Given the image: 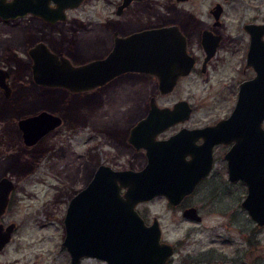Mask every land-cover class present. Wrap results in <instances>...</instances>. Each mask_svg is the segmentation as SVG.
Returning a JSON list of instances; mask_svg holds the SVG:
<instances>
[{
  "label": "flooded vegetation",
  "instance_id": "af4514ba",
  "mask_svg": "<svg viewBox=\"0 0 264 264\" xmlns=\"http://www.w3.org/2000/svg\"><path fill=\"white\" fill-rule=\"evenodd\" d=\"M28 1L27 6L32 9H24L16 17H0V25L17 31L21 40L16 45L14 37L8 35L0 46V98L7 108L33 106L15 121L18 138L23 144L18 125L21 118L45 111L58 116L60 123L43 133L33 145L24 146L44 157L53 149L50 139L60 128L66 127L68 136L71 135V109L75 101L76 107H83L80 109L85 143L83 159L85 162L92 160L91 166L86 167L90 174L86 184L100 165L137 171L151 156L159 157L160 163L170 166L192 160L199 166L201 163L197 159L209 158L208 173L176 204L169 203L164 196L156 197L164 198L183 218L200 223L203 217L189 197L208 182L212 194L231 197L229 205L227 203L232 209L229 215L236 216L243 211L249 215L244 201L252 180L234 178V172L244 170L245 159H261L263 165L257 170L262 193L264 115L256 105H242L237 111L236 102L241 84L257 74L249 63L248 54L251 44L264 43L263 21L247 18L245 10L227 8L233 0H80L77 4L70 0ZM131 36L132 42L125 41ZM111 54L115 62L133 61L143 67L139 65L119 72L83 91L37 81L41 75L49 77L53 71L66 70L69 64L79 66L102 61ZM188 62L191 64L189 70L183 73ZM160 79L165 82L160 84ZM200 81H206L209 99L214 98L213 103L207 105L214 115L202 122L196 118L198 105L190 98L199 93ZM123 95H128L132 103L129 122L108 127L107 136H104V129H92L88 118L94 111L104 108L108 102L105 97ZM141 95L143 105L136 109L135 100ZM180 101L186 104L170 115L169 110ZM0 137L8 145L14 143L9 133H2ZM116 139H121L124 148L136 156L131 163L128 160L127 164H118L116 153L109 154L104 149V144ZM255 172L252 170L251 174ZM2 177L9 178L13 187L0 213V239L11 225L9 241L0 253L5 252L19 229V223L8 217L10 208L19 202L15 197L16 184L6 172L0 173V179ZM82 188L69 197L66 209ZM145 202L137 203L135 209L145 223L150 224L157 217L152 216L151 221H147L138 210V205ZM187 208H195L200 218L184 217L182 212ZM254 223L257 225L256 221ZM160 240L167 242L162 236Z\"/></svg>",
  "mask_w": 264,
  "mask_h": 264
},
{
  "label": "rangeland",
  "instance_id": "374dc122",
  "mask_svg": "<svg viewBox=\"0 0 264 264\" xmlns=\"http://www.w3.org/2000/svg\"><path fill=\"white\" fill-rule=\"evenodd\" d=\"M227 8L245 10L247 18L264 22V0H233ZM8 35L14 37L15 44L21 43L17 31L0 25V46ZM205 82L200 81L199 93L190 96L198 105L199 122L208 121L214 115L207 107L214 98L209 99ZM105 98L108 102L104 108L94 111L88 121L92 129H104L107 136L108 127L129 122L132 103L128 95ZM143 98L142 95L136 98V109L143 105ZM32 108V104L7 108L0 98V135L9 133L14 142L8 145L0 137V173L6 172L14 181L15 197L19 199L8 213L9 219L19 223V229L5 252L0 253V264H70L69 254L61 244L63 217L69 197L88 181L90 174L86 167L92 164V160L85 162L82 155L85 143L80 109L83 107H76L73 102L71 135L68 136L66 127L60 128L50 139L53 149L44 157L20 142L15 127V121ZM103 141L106 142V138ZM103 147L109 154L116 153L118 164H127L128 160L131 163L136 157L124 148L121 139ZM210 185L205 182L189 197L203 217L200 223L183 218L181 212L162 197L138 205L147 221H151L152 216L157 217L162 239L174 246V253L166 264H264V225L257 226L244 211L243 214L237 211L242 215H229L231 197L212 194ZM81 264L106 263L86 257Z\"/></svg>",
  "mask_w": 264,
  "mask_h": 264
},
{
  "label": "water",
  "instance_id": "95a60500",
  "mask_svg": "<svg viewBox=\"0 0 264 264\" xmlns=\"http://www.w3.org/2000/svg\"><path fill=\"white\" fill-rule=\"evenodd\" d=\"M70 1L77 4L80 0ZM28 4V0H0V17L21 15L24 9H32ZM125 41L132 42L133 36ZM248 55L249 63L253 64L257 74L252 80L241 84L236 102L237 111H240L242 105H256L259 113L264 115V43L251 44ZM114 58L111 54L102 61L79 66L69 64L66 70L53 71L49 77L41 75L37 81L63 86L72 91H83L103 83L119 72L135 69L140 65L133 61L115 62ZM190 65V62L186 63L183 73L189 70ZM164 82L160 79V84ZM185 104L180 101L169 110V114H176L178 108ZM59 123L58 116L45 111L18 121L26 146L33 145L43 133ZM158 158L149 157L147 164L137 171L100 165L86 186L71 198L63 218L64 237L61 243L69 253L70 264H80L84 257L98 258L106 264H166L173 254L172 245L160 240L161 230L157 219L153 218L150 224H146L135 205L156 196H164L169 203L176 204L208 173L211 159H197L201 163L199 166L194 160L182 162L180 166H170L160 163ZM243 163L244 170L234 172V178L252 180L244 206L257 225H263L264 189L261 193L262 185L257 170L258 166L263 165V161L248 158ZM231 170L230 166V172ZM252 170H256L255 174H251ZM12 187L9 178L0 179V213L4 211ZM121 189H124L123 192ZM182 215L194 220L200 218L195 208L185 209ZM10 231L11 225L4 238L0 239V249L9 241Z\"/></svg>",
  "mask_w": 264,
  "mask_h": 264
}]
</instances>
